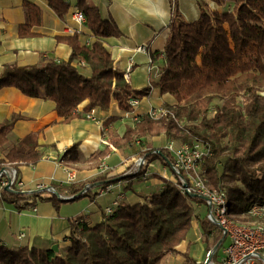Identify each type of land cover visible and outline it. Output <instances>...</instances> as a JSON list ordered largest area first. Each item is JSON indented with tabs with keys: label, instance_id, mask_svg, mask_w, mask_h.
I'll list each match as a JSON object with an SVG mask.
<instances>
[{
	"label": "trees",
	"instance_id": "obj_1",
	"mask_svg": "<svg viewBox=\"0 0 264 264\" xmlns=\"http://www.w3.org/2000/svg\"><path fill=\"white\" fill-rule=\"evenodd\" d=\"M47 1L64 19L69 4L64 0ZM211 1L230 8L220 13L204 6L193 22H188L177 8L173 10L158 87L172 96L175 104L162 108L165 114L158 118L149 113L138 117L123 137L112 130L117 119L111 118L104 124V133L110 145H130L138 158L157 160L169 168L173 158L168 150L142 151L143 138L164 133L179 144L200 142L209 151L203 163L207 185L225 193L231 217H249L254 205L264 206V0ZM77 6L95 37L93 44L81 45L77 35L61 36L58 41L72 49L68 61L6 65L0 73V89L16 87L28 97L54 101L64 122L78 117L76 110L86 100L91 110L108 105L113 97L120 109L129 111V100L149 96L152 88L132 89L125 76L115 71L104 41L120 34L116 24L103 20L99 8L88 0H78ZM24 10L27 21L20 26L19 35L36 36L33 29L42 25L43 12L29 1L24 3ZM83 65L90 68V75L82 72ZM13 121L0 123V147L7 142ZM41 158L36 146L21 142L0 160V170L16 169L19 163L35 164ZM65 159L79 161L77 145ZM141 174L135 167L134 175ZM111 182L96 178L39 198L52 201L58 211L62 203L87 197L96 185ZM64 189L72 199L59 197L66 193ZM139 195L143 202H119L114 214L94 226L85 223L83 217L70 220L69 244L58 252L0 244V264H165L167 256L180 254L178 246L187 239L195 221H199L205 241H212V248L223 240L220 228L206 217H198L199 206L195 204L203 206V202L188 199L173 182L165 180L162 192ZM0 197L19 210L32 207L36 198L8 188ZM182 255L186 264H196L188 252Z\"/></svg>",
	"mask_w": 264,
	"mask_h": 264
},
{
	"label": "crops",
	"instance_id": "obj_2",
	"mask_svg": "<svg viewBox=\"0 0 264 264\" xmlns=\"http://www.w3.org/2000/svg\"><path fill=\"white\" fill-rule=\"evenodd\" d=\"M26 1L41 8L43 20L41 26L33 29L36 36L22 38L19 28L27 21L24 10ZM64 1L70 7L65 18L60 19L47 0H0V73L6 65L23 67L41 65L50 60L68 61L72 49L58 41L61 36L77 35L81 45L93 44L95 37L87 27V20L83 25L74 20V13L82 10L77 6L78 0ZM88 2L99 8L103 20L113 21L120 31L118 36L104 41L112 55L115 71L125 76L130 88L141 90L151 87V94L139 99L138 106L132 111L120 109L113 97H110L108 105L88 110L89 101L86 100L76 110L78 117L64 122L58 115L54 101L44 97H28L16 87L0 89V123L14 120L7 142L0 147V160L21 142H28L42 152V158L37 163H19L14 166L25 190L31 192L39 184L59 190L72 184H86L96 178L112 180L109 184L96 185L87 197L62 203L58 211L53 202L47 199L39 200L35 209L19 210L0 197V239L11 248L51 249L57 244L60 251L69 244L70 220L83 217L85 223L94 226L103 221L105 208L114 201L128 205L143 202L139 193H159L164 189L165 180L173 182L172 169L157 160L151 163L147 180L135 176L137 152L130 145H110L109 137L104 133V124L116 118L111 128L123 137L128 128L135 126L138 117L153 109L175 104V99L163 94L158 87L163 74L169 24L175 8L188 22L197 20L204 6L220 13L230 8L229 5L220 6L211 0ZM140 47L144 51L138 50ZM81 70L86 75L91 74L90 68L85 65ZM172 141L164 133L147 136L142 139L140 149H163ZM75 145L78 146L79 161L71 163L66 161L65 155ZM107 148L109 151L104 153ZM68 170L74 172V180L69 178ZM106 185L111 188L99 194V186ZM65 192L67 189L63 190ZM198 209V217H203L205 207L200 206ZM23 233L25 237L19 239ZM200 234H203L200 223L195 221L187 239L178 246L180 254L167 256L165 264H186L182 255L186 252L196 264H201L208 243L204 235L203 241Z\"/></svg>",
	"mask_w": 264,
	"mask_h": 264
},
{
	"label": "built area",
	"instance_id": "obj_3",
	"mask_svg": "<svg viewBox=\"0 0 264 264\" xmlns=\"http://www.w3.org/2000/svg\"><path fill=\"white\" fill-rule=\"evenodd\" d=\"M74 20L79 25L86 22L85 14L82 10L74 13ZM75 33L73 30H69ZM89 46V45H88ZM144 51L143 47L138 48ZM131 70V66L129 71ZM139 100L131 98L129 100L130 110L137 107ZM149 114L158 118L165 114L162 109H153ZM90 117V115L88 116ZM173 158L172 171L174 173L173 183L178 187L180 192L188 199H199L203 202L206 209L205 217L215 224L223 233V240L219 243L216 252L219 253L217 261L214 264H264V206L254 205L250 215L257 218L260 224L256 225H239L233 222L228 213L225 193L219 190L211 189L203 175V163L209 151L200 142H194L193 145L179 144L170 142L166 147ZM152 164L143 157L136 161L137 171H142L140 177L147 180L150 176L149 169ZM69 178L75 179V174L69 171ZM99 194L106 193L111 186H99ZM13 189L24 194L36 196L32 208H36L39 196H52L56 190L50 186L39 184L29 192L24 189V184L19 180L17 170L14 168H4L0 170V195L4 189ZM88 190H85L87 192ZM90 191V190H89ZM88 191V192H89ZM63 200H70L73 197L66 192L59 195ZM119 201H114L110 206L105 208V216H110L116 212ZM197 206V204H195ZM25 234H20L19 239H23ZM0 244L4 242L0 239ZM5 245V244H4ZM219 249V251H218ZM221 253V254H220ZM210 257V256H209ZM209 257L205 260L207 264Z\"/></svg>",
	"mask_w": 264,
	"mask_h": 264
},
{
	"label": "rangeland",
	"instance_id": "obj_4",
	"mask_svg": "<svg viewBox=\"0 0 264 264\" xmlns=\"http://www.w3.org/2000/svg\"><path fill=\"white\" fill-rule=\"evenodd\" d=\"M139 100V99H138ZM139 104V103H138ZM138 106V105H137ZM178 142V141H177ZM150 163H152L153 161H149ZM160 162V161H159ZM225 162V160H223L222 161V164ZM197 206H202V205H197ZM198 212H199V209H198ZM206 214V213H205ZM203 217H205V215L203 216ZM232 219H233V222L234 223H237V224H241V225H256V224H260L258 221V219H255V217L254 216H252V215H250L249 217L247 216V217H245V216H235V217H232ZM247 219H248V221H247ZM244 220H246V221H244ZM197 225V224H196ZM199 230V229H198ZM222 232V231H221ZM199 233H201V232H199ZM223 234V233H222ZM201 235V234H200ZM201 237H202V239H203V234L201 235ZM203 241H204V239H203ZM211 240H210V242L208 243V247H207V249L206 250H204V252H203V262H201V264H206L205 263V260L209 257V260H208V262H207V264H214V263H216V261H217V256H218V254L219 253H217L216 251H215V248L217 247V245L216 246H214V248H212V245H211ZM218 251H219V249H218ZM221 254V253H220Z\"/></svg>",
	"mask_w": 264,
	"mask_h": 264
},
{
	"label": "water",
	"instance_id": "obj_5",
	"mask_svg": "<svg viewBox=\"0 0 264 264\" xmlns=\"http://www.w3.org/2000/svg\"><path fill=\"white\" fill-rule=\"evenodd\" d=\"M219 245L220 244H218L217 245V247L215 248V251L217 250V248L219 247ZM53 251H55V252H58L59 251V247H58V245L56 244V245H54V246H52V248H51Z\"/></svg>",
	"mask_w": 264,
	"mask_h": 264
}]
</instances>
